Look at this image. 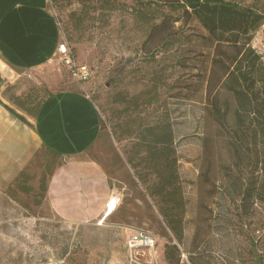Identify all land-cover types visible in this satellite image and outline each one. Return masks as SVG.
<instances>
[{
    "label": "rangeland",
    "instance_id": "obj_1",
    "mask_svg": "<svg viewBox=\"0 0 264 264\" xmlns=\"http://www.w3.org/2000/svg\"><path fill=\"white\" fill-rule=\"evenodd\" d=\"M256 5L264 12V0ZM138 7L128 1L101 12L79 0H50L63 41L95 73L89 82L81 83L63 63L54 61L38 72V83L27 75L29 84L20 97L34 86L41 87L39 94L46 87L89 94L102 121L101 134L89 155L104 167L121 202L105 223L97 220L93 225L66 226L41 207V183L47 185L60 159L46 150L37 152L22 176L0 188V208L8 211L5 217L0 213V264H264V204L258 198L259 186L264 184L262 165L244 171L256 197L238 204L220 195L209 198L207 187L201 188L199 181L203 137L209 125L202 92L194 100L174 97L186 94L184 82L192 79L189 76L209 69L210 49L193 38L171 50L162 49L155 59L147 58L140 49L149 26L138 18ZM201 30L196 27V32ZM252 47L264 64V23L255 31ZM186 55L191 58V68L184 70L176 62ZM56 78L61 81L52 87L48 82ZM9 95L17 108L20 97L15 90ZM135 116L150 122L168 119L175 130L186 212L184 240L179 254L172 255L174 263L167 258L166 245L176 242L127 161L125 153L133 140L126 135L119 141L116 134L117 129L124 131L132 125ZM4 197L24 207L25 219H14ZM116 224L122 228H115ZM131 229L153 233L158 240L155 249H130Z\"/></svg>",
    "mask_w": 264,
    "mask_h": 264
},
{
    "label": "trees",
    "instance_id": "obj_2",
    "mask_svg": "<svg viewBox=\"0 0 264 264\" xmlns=\"http://www.w3.org/2000/svg\"><path fill=\"white\" fill-rule=\"evenodd\" d=\"M60 1L63 0H51L52 3ZM79 1L101 12L126 5L128 1L139 6L138 18L149 26L140 50L149 59H155L162 49L171 50L182 40L192 42L193 38L210 49L209 69H200L195 76H189L192 79L184 82L186 94L174 96L194 100L197 93L202 92L209 125L203 137L200 185L207 187L209 198L220 195L234 204L256 197L251 193L252 181L244 176V171L259 164L264 169V64L252 47L253 35L264 23V12L256 5L262 0ZM196 27L202 30L196 32ZM188 57H178L176 62L184 70L191 68ZM91 71L87 82L95 73L92 68ZM40 88L34 86L19 96L15 108L35 118L56 92L46 87L45 92L39 94ZM6 107L14 116L32 125L15 108ZM116 134L119 141L126 135L133 140L125 153L127 161L154 199L176 242L166 245L167 258L174 263L172 255L179 254L184 240L186 202L173 123L164 118L150 122L135 116L132 125L124 131L117 129ZM259 187L258 198L264 204V184ZM41 189L44 199L47 185L43 182ZM201 200L203 205V197ZM179 260L180 256L177 263Z\"/></svg>",
    "mask_w": 264,
    "mask_h": 264
},
{
    "label": "crops",
    "instance_id": "obj_3",
    "mask_svg": "<svg viewBox=\"0 0 264 264\" xmlns=\"http://www.w3.org/2000/svg\"><path fill=\"white\" fill-rule=\"evenodd\" d=\"M61 42L50 0H0V188L9 186L37 152L48 150L60 163L39 206L66 226L105 223L116 211L106 214L109 199L116 195L121 202V198L109 184L104 167L89 155L101 134L100 113L89 94L75 89L56 91L35 118L16 109L9 95L15 90L16 97L20 96L29 84L28 76L38 83V72L48 66ZM60 81L56 78L48 83L52 86ZM6 105L32 125L14 116ZM2 199L15 220L25 219L24 207L11 198L10 202ZM7 212L0 208L4 217Z\"/></svg>",
    "mask_w": 264,
    "mask_h": 264
},
{
    "label": "built area",
    "instance_id": "obj_4",
    "mask_svg": "<svg viewBox=\"0 0 264 264\" xmlns=\"http://www.w3.org/2000/svg\"><path fill=\"white\" fill-rule=\"evenodd\" d=\"M59 61L63 63L70 71L75 80L85 83L91 77L90 67L80 62L72 47L67 42H61L58 45L55 56H53L49 63ZM120 205V199L115 195L111 197L107 203L108 215L111 211L117 210ZM157 237L147 230H130L127 239V245L130 249H149L153 250L157 246Z\"/></svg>",
    "mask_w": 264,
    "mask_h": 264
},
{
    "label": "bare ground",
    "instance_id": "obj_5",
    "mask_svg": "<svg viewBox=\"0 0 264 264\" xmlns=\"http://www.w3.org/2000/svg\"><path fill=\"white\" fill-rule=\"evenodd\" d=\"M113 212H114V211H111V212L109 213V215H111ZM109 215H108V216H109Z\"/></svg>",
    "mask_w": 264,
    "mask_h": 264
}]
</instances>
